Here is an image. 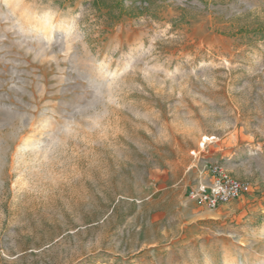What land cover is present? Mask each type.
<instances>
[{"label": "rangeland", "instance_id": "1", "mask_svg": "<svg viewBox=\"0 0 264 264\" xmlns=\"http://www.w3.org/2000/svg\"><path fill=\"white\" fill-rule=\"evenodd\" d=\"M0 264H264V0H0Z\"/></svg>", "mask_w": 264, "mask_h": 264}, {"label": "built area", "instance_id": "2", "mask_svg": "<svg viewBox=\"0 0 264 264\" xmlns=\"http://www.w3.org/2000/svg\"><path fill=\"white\" fill-rule=\"evenodd\" d=\"M215 137H205L201 149L215 141ZM193 155H197L195 150ZM208 179L200 181L189 192V197L211 210L239 199L250 190V184L231 176L221 165L216 163L209 168Z\"/></svg>", "mask_w": 264, "mask_h": 264}]
</instances>
